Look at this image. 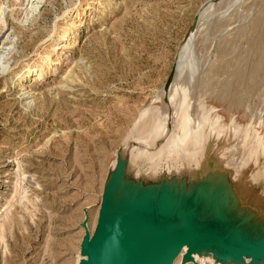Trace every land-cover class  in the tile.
<instances>
[{"label":"rangeland","instance_id":"1","mask_svg":"<svg viewBox=\"0 0 264 264\" xmlns=\"http://www.w3.org/2000/svg\"><path fill=\"white\" fill-rule=\"evenodd\" d=\"M40 1L0 0V264H77L118 165L112 192L201 184L263 238L264 0ZM184 248L172 264H264Z\"/></svg>","mask_w":264,"mask_h":264},{"label":"water","instance_id":"2","mask_svg":"<svg viewBox=\"0 0 264 264\" xmlns=\"http://www.w3.org/2000/svg\"><path fill=\"white\" fill-rule=\"evenodd\" d=\"M120 169V165H118ZM106 182L92 234L87 218L79 244V264H172L183 247V260L212 248L220 259L264 260V237L257 239L234 225L215 191L197 184L173 191L168 182L157 189L113 196L116 171Z\"/></svg>","mask_w":264,"mask_h":264},{"label":"bare ground","instance_id":"3","mask_svg":"<svg viewBox=\"0 0 264 264\" xmlns=\"http://www.w3.org/2000/svg\"><path fill=\"white\" fill-rule=\"evenodd\" d=\"M56 0H49V3L50 4H54ZM41 4V1L40 0H28L27 2V5H26V20L29 18V17H32L33 15H35L34 13H36V11H38V13H36V15L40 16L43 14V7L44 5L42 6H39ZM79 15V14H78ZM37 16H35V19ZM76 18H79L77 17V15L75 17L72 18V22H74L76 20ZM34 19V20H35ZM25 20V19H24ZM34 20H31L29 25H33V21ZM71 32H65L63 35L61 34V37L62 38H68V36L70 35ZM8 37V36H7ZM60 37V38H61ZM190 40V39H189ZM185 42V41H184ZM59 43H57L58 45ZM4 45H6L4 47ZM14 50H15V47H14V44L12 42H7V43H2L1 44V47H0V74H8L9 73V68L11 66V60L14 58ZM36 66V65H35ZM42 69V68H41ZM35 72V76H39V71H40V68L39 67H36L34 69H32L31 71L29 72H26L22 77V80H21V83H24L26 81L23 82L24 79L26 78H30L32 76V72ZM17 73V72H15ZM8 77V76H7ZM15 76H13L14 78ZM32 80V79H31ZM28 81V80H27ZM6 84V82H5ZM23 85V84H22ZM25 85V84H24ZM26 87L23 88V92L22 94L24 95H28L29 91L26 89ZM166 119V118H165ZM165 123V122H164ZM167 123V122H166ZM157 126V125H156ZM155 126V127H156ZM157 128V127H156ZM160 128V127H159ZM157 130V129H156ZM150 132V131H149ZM158 133V132H157ZM152 135V134H151ZM159 135V134H158ZM169 139V138H168ZM157 143V142H156ZM160 143V142H159ZM162 144V142H161ZM171 144V143H170ZM155 145V144H154ZM162 147H159V149H161ZM156 149V148H155ZM155 152V151H154ZM223 156H224V153L223 152H220L217 156H216V160L219 162V163H224V160H223ZM152 187V185L150 184V182H147L145 183L144 185H141V186H138V190H150ZM131 188H132V183H123V182H119L118 183V186H117V189H115L113 191V196L116 197V196H123V197H126L128 195H130L131 193ZM186 248H184L185 250ZM205 249H202L196 253H200L202 251H204ZM199 258V257H198ZM203 258V257H202ZM81 259H83L82 256H80V259L78 261L77 264H79V262L81 261ZM177 259V257L174 259V261ZM173 261V262H174Z\"/></svg>","mask_w":264,"mask_h":264}]
</instances>
